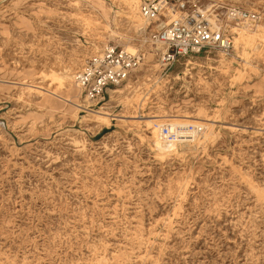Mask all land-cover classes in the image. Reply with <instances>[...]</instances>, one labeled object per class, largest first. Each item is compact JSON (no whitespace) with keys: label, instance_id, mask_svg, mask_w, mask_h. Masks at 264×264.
<instances>
[{"label":"rangeland","instance_id":"obj_1","mask_svg":"<svg viewBox=\"0 0 264 264\" xmlns=\"http://www.w3.org/2000/svg\"><path fill=\"white\" fill-rule=\"evenodd\" d=\"M129 1L0 0V264H264L262 32L165 69ZM206 2L264 26V0ZM106 45L145 59L87 101L62 75ZM104 105L108 123L89 116ZM162 114L212 133L165 156L143 122Z\"/></svg>","mask_w":264,"mask_h":264},{"label":"built area","instance_id":"obj_2","mask_svg":"<svg viewBox=\"0 0 264 264\" xmlns=\"http://www.w3.org/2000/svg\"><path fill=\"white\" fill-rule=\"evenodd\" d=\"M220 7H208L206 0H145L140 14L149 23L151 40L159 46L161 65L171 69L181 59L200 55L207 49L229 56L235 49V32L230 24L257 23L261 16L238 6H229L225 14ZM226 20V21H225ZM145 53L117 45H106L87 57L74 75L87 101L99 102L106 93L125 83L141 65ZM166 143L187 142L203 126L193 122L156 124Z\"/></svg>","mask_w":264,"mask_h":264},{"label":"bare ground","instance_id":"obj_3","mask_svg":"<svg viewBox=\"0 0 264 264\" xmlns=\"http://www.w3.org/2000/svg\"><path fill=\"white\" fill-rule=\"evenodd\" d=\"M239 1V0H232V2ZM217 2V1H216ZM130 3V8L132 10L131 12V19L133 20V23L135 27L138 30H143L146 31L147 28L149 27L148 21L142 17V15L139 13V10H137V4L138 0H131L129 1ZM135 5V6H134ZM220 7V8H227L229 7L228 5H218V4H208V7ZM230 24L232 27V30L235 32V49L239 47V45L244 46V50L247 48L246 45L252 46L254 38H253V32H262L261 37L264 38V26L258 23H252L250 21H244L240 22L237 24ZM129 50H133L134 47L127 45ZM157 49L160 48L159 46L156 47ZM247 54V51L246 53ZM242 54V55H244ZM245 56V55H244ZM63 80L68 79V78H74V75L71 73H65L62 75ZM68 83V82H67ZM62 84L66 87L67 93L71 96V105L72 107L76 108L77 110L81 109L84 107V105L81 103V101L76 98L77 96H72L71 91L72 89L69 88L68 85L62 82ZM78 87V86H77ZM129 87V86H128ZM32 89V88H30ZM80 90V88L78 87ZM117 90H115L116 92ZM81 92V90H80ZM114 92V91H113ZM107 105V103L105 104ZM105 105L102 107V110L96 111L93 109H87V112L89 116H94L97 120L96 121H101V122H106L108 123L111 118H114V115L110 113L109 111H106ZM88 107V106H87ZM139 117V116H137ZM136 118V117H135ZM143 122L148 126V129L150 130L151 133V138L153 140V143L157 147L156 149H160V153L165 152V156L172 155V154H178L181 149H185L187 146H199L198 144H201L208 140L209 136L212 133V127L214 126L212 120L208 118H198V117H193L191 115H174V114H162V115H152L148 116L146 120H143ZM182 122H193L199 125H202L203 131L201 133L193 134V136L187 141L183 143H166L164 142L160 135H159V129L156 126V124H176V123H182ZM158 152V153H159Z\"/></svg>","mask_w":264,"mask_h":264}]
</instances>
